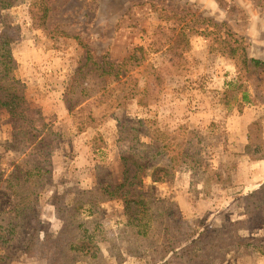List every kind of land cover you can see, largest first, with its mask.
I'll use <instances>...</instances> for the list:
<instances>
[{
    "label": "rangeland",
    "instance_id": "1",
    "mask_svg": "<svg viewBox=\"0 0 264 264\" xmlns=\"http://www.w3.org/2000/svg\"><path fill=\"white\" fill-rule=\"evenodd\" d=\"M28 1L0 6V31L10 26L14 74L48 135L61 137L51 148L52 168L43 171L39 202L10 242L5 264H47L23 256V243L34 230L41 240L53 239L66 219L82 221L72 223L73 245L83 257L77 264H183L180 254L173 256L181 245L175 239L146 255H128L123 202L100 196L122 181V156L134 173L137 141L157 145L155 129L169 132L162 142L172 155L167 176L160 171L152 182L151 167L142 174L155 196L167 207L176 202L197 236L246 221L238 228L241 245L208 264H264V201L250 215L244 199L264 188V69L237 70L236 59L221 52L237 40L247 58L264 60V0H55L50 22L70 36L34 28ZM157 25L176 29L170 43L182 49L180 75L169 74L172 56L165 60L151 50L153 40L170 35L166 28L153 33ZM101 65L111 74L99 76ZM77 76L89 95L74 107L68 92ZM256 118L263 138L247 153L245 132ZM6 119L0 111V142L10 137ZM154 150L147 156L153 164Z\"/></svg>",
    "mask_w": 264,
    "mask_h": 264
},
{
    "label": "trees",
    "instance_id": "2",
    "mask_svg": "<svg viewBox=\"0 0 264 264\" xmlns=\"http://www.w3.org/2000/svg\"><path fill=\"white\" fill-rule=\"evenodd\" d=\"M54 1H28L32 25L34 28H42L47 32L70 36L66 29H58L55 21L50 22V19H54L52 15L54 8L51 7ZM24 2L27 0H0V6L10 7ZM164 30L165 36L167 31L170 33L168 39L163 40L159 37L157 41L153 40L151 50L154 53H160L165 60L168 59L167 56H172L168 65L169 74L180 75L183 72L177 65L183 58L182 49L170 43L174 40L176 29L157 25L153 33L158 34ZM9 32L10 26H5L0 31V111L6 112L5 123L12 128L10 137L0 142V264H5L8 258H12L9 253L10 242L20 231L22 224L31 217L34 207L39 202L38 187L43 171L52 168L51 148L61 137L60 134L55 137L48 135L51 134L50 127L43 122L42 113L33 108L26 95L25 84L14 74L16 61L10 47ZM236 42L237 40L233 44H228L224 50L221 49V52L236 59L237 70L241 67L247 70L249 67L264 69V60L247 58L243 46L239 44L237 46ZM239 47L241 51H237ZM99 70H101L99 76L111 74V71L104 69L103 65ZM161 78L160 74L155 77V86L161 82ZM237 78L241 79L242 75L239 73ZM74 81L68 93L73 95L69 101L71 100L75 107L88 98L89 87H79L78 76ZM76 83L78 88L74 87V85L77 86ZM139 100L143 106L150 105L146 99ZM72 115L74 116V113ZM91 120L85 122L90 125ZM142 121L140 119L141 123ZM83 128L84 125H78V130L81 131ZM44 129H47V132ZM137 134L135 133V139L138 137ZM167 136L169 132L155 129L151 139L157 145L137 141L139 148L134 155L133 161L136 165L134 173H130L129 166L126 164L127 157L122 156V181L111 188L106 183L108 187L100 196L103 200L120 199L123 202L129 227L125 237L127 241L125 251L128 255H146L160 241L175 239L181 245L173 250V256L180 254L184 260L183 264H208V260L221 258L241 245L238 228L246 221L228 222L224 226L216 227L208 234L197 236V229L185 221L176 202L170 201L167 207L160 198L155 196L153 183H145L142 174L148 167L153 168L152 182L160 180L158 176L160 171H163L165 176L168 175L172 155L167 154L169 144L162 142ZM246 137V152L255 151L253 146H256V140L263 138L260 119L256 118L248 123ZM151 149H155V155H158V162L155 164L147 159V156L153 154ZM199 179L202 180L203 177ZM244 199L246 200L245 210L251 215L258 200L264 201V188L248 192ZM81 222L79 219L72 220L74 224ZM72 223L66 219L59 234L53 239L41 240L39 232L34 230L24 241L21 254L31 259H45L47 264H77L82 261L81 253L76 250L77 246L73 245L72 239H76L77 226ZM3 252L7 255L5 256Z\"/></svg>",
    "mask_w": 264,
    "mask_h": 264
},
{
    "label": "crops",
    "instance_id": "3",
    "mask_svg": "<svg viewBox=\"0 0 264 264\" xmlns=\"http://www.w3.org/2000/svg\"><path fill=\"white\" fill-rule=\"evenodd\" d=\"M250 122V121H249ZM246 133V132H245ZM247 142V141H246Z\"/></svg>",
    "mask_w": 264,
    "mask_h": 264
}]
</instances>
